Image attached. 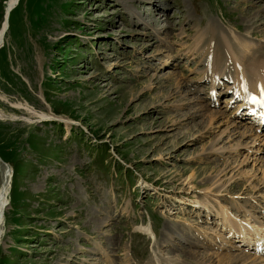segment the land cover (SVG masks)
Listing matches in <instances>:
<instances>
[{"label": "rangeland", "instance_id": "rangeland-1", "mask_svg": "<svg viewBox=\"0 0 264 264\" xmlns=\"http://www.w3.org/2000/svg\"><path fill=\"white\" fill-rule=\"evenodd\" d=\"M237 1H20L0 48V109L20 118L0 121V264H264V235L253 248L227 227L264 230V111L232 66L208 77L214 43L200 42L213 23L239 58L232 34L258 33L264 52L259 7ZM223 169L225 191H209Z\"/></svg>", "mask_w": 264, "mask_h": 264}, {"label": "bare ground", "instance_id": "bare-ground-1", "mask_svg": "<svg viewBox=\"0 0 264 264\" xmlns=\"http://www.w3.org/2000/svg\"><path fill=\"white\" fill-rule=\"evenodd\" d=\"M20 1L21 0H6L4 18H3V22L1 23V27H0V48L5 42L6 34L8 33L9 30H11V17L15 9L18 7ZM263 1L264 0H244V1L238 0L237 3L239 4V6H241L244 3L247 4L246 5L247 10L242 11V14L246 16L247 15L250 16V12H253L255 8L259 7L260 10H258L256 13V16L258 14L257 22H264L263 21L264 20V4H262ZM153 2L156 8L158 9L161 8L159 5V0H153ZM154 17L159 18L161 16L159 14H155ZM199 25L202 26V23ZM189 26L186 29L188 33L191 32V28ZM219 34H220V28L213 23H210L205 28V31H203L201 34L200 42L204 41L205 37H207L208 39H210L211 44L214 43V47L212 46L213 59L211 62L213 67L210 69L211 72L208 75V77L214 80L215 76L217 78V76H220L221 74H223L222 71L218 69L219 65H224L226 67L232 66L236 71L237 77L238 76L239 78L241 77L240 82L238 80H235L239 82L240 86L242 84L241 93L239 95L243 96L244 99L247 101V103L248 102L250 103L251 105L250 108H252L253 111L257 110L259 113H262L261 111H264V52L258 53L256 51L257 49L254 47V45L257 46L258 42L251 40V37H258V33H255L251 30L248 31V35L251 36L249 37L250 40L247 37L243 38V37L237 36L236 34H232L233 39L237 41V43L240 46H242L241 44L244 45L242 46L243 48L242 58H239L235 54V52H233L234 46H233L232 41L229 39V36L225 34V36L220 38ZM217 43L220 45L223 43L225 44V48H223V53H220L219 50L218 52L215 51V47L217 46ZM206 49L208 50L209 46L208 47L206 46ZM224 54H225V57H224ZM0 77H1V69H0ZM217 82H218V79H217ZM177 83L181 84L179 80L177 81ZM249 86L257 87L258 89H260V91L259 92L251 91L248 88ZM254 99L255 101H258V103L254 102ZM205 113L207 114V117L211 123L217 119V114H213V113L209 114L207 112ZM38 116L41 120H48V117H49L47 114H39ZM1 120L17 121V120H20V118L17 116H9L2 109H0V121ZM213 146H215V144ZM213 150H216V149H213ZM255 160H257V158H255ZM3 164H6L5 167ZM7 164L8 163L5 162L3 158L0 156V170L3 167L2 184L0 181V235H1V227L3 225V222H5L6 207L8 206L6 195H7V188H8L7 184L9 183L8 182L9 181V165ZM232 170H230V172ZM223 173L225 174L228 173V170L223 169L222 171H220V173H218V175L215 176V178H217L218 180L215 181L211 185V187L208 188L209 191L211 192L215 191L216 193L225 191V184L223 182L219 183V181H221L220 175H222ZM201 203L202 202L200 200L194 201L195 205H198ZM218 204L220 205L221 202L219 201ZM222 223L225 226V219H222ZM227 227L231 235H233L234 237L242 236L245 239H247V240H244L245 241L244 243L248 245L249 247L253 246V248H255L254 239H257V240L263 239V237L260 234L264 235V230L262 228L257 229L258 226H256V224L250 228H247V226H242L241 223H238L236 221H229L227 222ZM141 232L151 237L153 241H156V238H157L156 233L151 225L147 227L145 226L142 227ZM247 235H250V236L247 237ZM258 242L259 243L257 246L260 247L264 243V239L262 240L263 243L261 241H258ZM191 253L194 254L193 252ZM256 257L258 256L256 255V253H253V252H251L248 256H235L233 254L225 253V254L217 255L216 261H218L219 264H240L241 262L243 264H261V263L254 262L256 261V259H254ZM210 259L211 258H209L205 263L204 262L202 263L206 264L207 262H211ZM156 260L159 261L158 258H156Z\"/></svg>", "mask_w": 264, "mask_h": 264}, {"label": "trees", "instance_id": "trees-1", "mask_svg": "<svg viewBox=\"0 0 264 264\" xmlns=\"http://www.w3.org/2000/svg\"><path fill=\"white\" fill-rule=\"evenodd\" d=\"M12 18H13V15H12V17H11V22H12ZM2 56V53H0V57Z\"/></svg>", "mask_w": 264, "mask_h": 264}, {"label": "snow or ice", "instance_id": "snow-or-ice-1", "mask_svg": "<svg viewBox=\"0 0 264 264\" xmlns=\"http://www.w3.org/2000/svg\"><path fill=\"white\" fill-rule=\"evenodd\" d=\"M254 102H257L258 103V101H255V99H254Z\"/></svg>", "mask_w": 264, "mask_h": 264}]
</instances>
